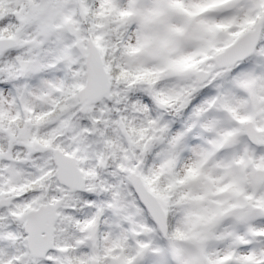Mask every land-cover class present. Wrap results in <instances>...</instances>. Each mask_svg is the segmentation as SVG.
<instances>
[{
	"label": "snow or ice",
	"instance_id": "snow-or-ice-1",
	"mask_svg": "<svg viewBox=\"0 0 264 264\" xmlns=\"http://www.w3.org/2000/svg\"><path fill=\"white\" fill-rule=\"evenodd\" d=\"M0 264H264V0H0Z\"/></svg>",
	"mask_w": 264,
	"mask_h": 264
}]
</instances>
